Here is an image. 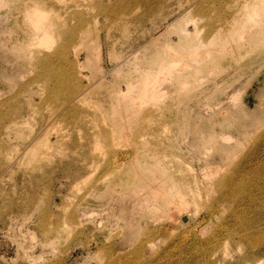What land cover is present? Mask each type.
<instances>
[{"label": "rangeland", "instance_id": "374dc122", "mask_svg": "<svg viewBox=\"0 0 264 264\" xmlns=\"http://www.w3.org/2000/svg\"><path fill=\"white\" fill-rule=\"evenodd\" d=\"M26 1L0 0V264H264V0H40L46 43Z\"/></svg>", "mask_w": 264, "mask_h": 264}, {"label": "bare ground", "instance_id": "6f19581e", "mask_svg": "<svg viewBox=\"0 0 264 264\" xmlns=\"http://www.w3.org/2000/svg\"><path fill=\"white\" fill-rule=\"evenodd\" d=\"M40 0H28V1H26L25 2V4L24 5H27V6H29L28 8H26V9H29V10H32V11H30V14L32 13V15L31 16H33V17H31V19L33 20L32 22H34V23H32V33H31V37L32 38H39V39H41V38H43V39H45L44 41L41 39V41H43V42H47V41H49L50 40V35L47 33V31H52V29H50L51 27H52V25H49L50 23H46V24H44L43 23V20H41V21H37V19H38V17H36V16H34L35 14V11H36V13L38 12L37 10L38 9H41V5H40ZM31 6V7H30ZM44 15H39V19H42L41 17H43ZM37 22V23H36ZM44 35V36H43ZM45 35H49L48 37L49 38H46V36ZM51 36H52V34H51ZM41 37V38H40ZM45 37V38H44ZM51 41H52V37H51ZM51 43V42H50ZM48 44H49V42H48ZM47 46H49V45H47ZM46 46V47H47ZM42 47V46H41ZM43 48V47H42ZM35 53V52H34ZM33 53V54H34ZM39 53V52H38ZM39 57V56H38ZM72 100V99H71ZM78 101V100H77ZM71 103H73V102H71ZM233 158V157H232ZM224 176V175H223ZM220 181H222V180H220ZM244 187H246V186H244ZM243 188V187H242ZM248 188V187H247ZM214 189V188H213ZM218 189V188H217ZM245 189V188H244ZM169 190V189H168ZM242 190V189H241ZM248 191V190H247ZM183 192V191H182ZM185 192V191H184ZM184 192L182 193V195L184 194ZM240 192V191H239ZM184 195H186V194H184ZM183 197V196H182ZM145 198H147V197H145ZM193 199V198H192ZM240 200V199H239ZM195 202V201H194ZM178 203V202H177ZM190 203V200L187 198V197H183L182 198V200H180L179 201V203H178V205L177 206H179V208L181 207V206H185V208L188 206V204ZM181 205V206H180ZM189 208V207H188ZM182 209V208H181ZM236 214V213H235ZM187 220V219H186ZM246 237V236H245ZM258 240V239H257ZM256 240V241H257ZM258 243V242H257ZM202 248V247H201ZM211 249L209 248V251H210ZM200 251H203V250H200ZM204 252V251H203ZM205 252H206V250H205ZM204 254H206V253H204Z\"/></svg>", "mask_w": 264, "mask_h": 264}]
</instances>
